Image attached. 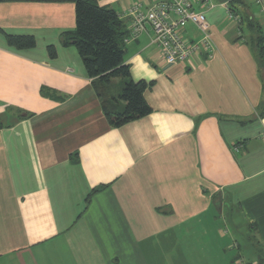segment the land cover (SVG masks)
Returning <instances> with one entry per match:
<instances>
[{"label":"crops","instance_id":"obj_1","mask_svg":"<svg viewBox=\"0 0 264 264\" xmlns=\"http://www.w3.org/2000/svg\"><path fill=\"white\" fill-rule=\"evenodd\" d=\"M93 1L123 22V61L151 112L109 124L97 80L61 43L75 29L72 0H0V264H264L252 31L229 0L197 2L214 51L168 64L149 27L124 39L131 5L171 0ZM242 1L264 35V0ZM185 36L199 38L192 24ZM122 84L98 86L116 98Z\"/></svg>","mask_w":264,"mask_h":264},{"label":"trees","instance_id":"obj_2","mask_svg":"<svg viewBox=\"0 0 264 264\" xmlns=\"http://www.w3.org/2000/svg\"><path fill=\"white\" fill-rule=\"evenodd\" d=\"M75 6V29L63 32L61 43L73 44L89 77L97 80V95L101 98L104 115L113 127L139 119L151 112L143 98L147 84L130 78L129 66L123 61V38L126 35L123 22L117 13L97 5L93 0H72ZM229 10L238 15L252 31L250 43L259 71L262 74L264 90V35L259 23L248 13L238 10L244 6L242 0H229ZM8 42L17 48L34 45L31 36H9ZM123 81L116 98L107 97L106 91L98 85H108L111 80ZM124 105L121 107L119 103ZM264 106V102H263Z\"/></svg>","mask_w":264,"mask_h":264},{"label":"built area","instance_id":"obj_3","mask_svg":"<svg viewBox=\"0 0 264 264\" xmlns=\"http://www.w3.org/2000/svg\"><path fill=\"white\" fill-rule=\"evenodd\" d=\"M197 2L209 3V0L158 1L148 8H143L140 3L131 5L126 12L130 27L124 41L137 38L149 27L151 43L158 47L168 64L188 62L199 55L210 56L214 51L210 25L204 12L193 8ZM188 24L196 28L198 40L192 41L185 36Z\"/></svg>","mask_w":264,"mask_h":264},{"label":"rangeland","instance_id":"obj_4","mask_svg":"<svg viewBox=\"0 0 264 264\" xmlns=\"http://www.w3.org/2000/svg\"><path fill=\"white\" fill-rule=\"evenodd\" d=\"M228 227V229H226V227H224V232H225V234H226V232H230L229 230H231L232 231V229H231V227L230 226H227Z\"/></svg>","mask_w":264,"mask_h":264}]
</instances>
